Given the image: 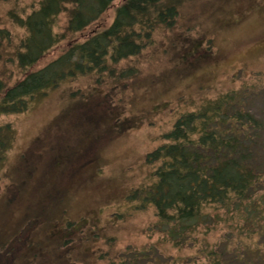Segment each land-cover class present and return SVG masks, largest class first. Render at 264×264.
<instances>
[{"label": "rangeland", "instance_id": "1", "mask_svg": "<svg viewBox=\"0 0 264 264\" xmlns=\"http://www.w3.org/2000/svg\"><path fill=\"white\" fill-rule=\"evenodd\" d=\"M40 1L0 0L7 87L74 39L67 35L34 66L18 69L26 31L16 18ZM113 14L107 11L108 23ZM66 20L58 17L56 33ZM110 68L62 82L24 113L0 115L16 134L0 168V264H111L150 247L149 264H201L191 246L175 249L153 233L152 206L138 211L128 198L153 181L147 156L181 115L243 86L264 89V0L189 1L176 25L159 28L138 56Z\"/></svg>", "mask_w": 264, "mask_h": 264}, {"label": "trees", "instance_id": "2", "mask_svg": "<svg viewBox=\"0 0 264 264\" xmlns=\"http://www.w3.org/2000/svg\"><path fill=\"white\" fill-rule=\"evenodd\" d=\"M189 1L41 0L26 18H16L26 31L15 57L18 69L34 66L67 35L74 39L56 59L13 86L0 79V115L24 113L62 82L106 74L138 56L159 28L177 24ZM61 14L67 20L59 34ZM258 100L264 102V89L243 86L181 115L166 143L147 156L155 165L153 181L128 198L135 210L152 206L153 233L175 249L191 246L201 264H264V104L256 110ZM15 136L10 124L0 125V168ZM217 230L225 232L209 241ZM150 248L129 251L111 264H149Z\"/></svg>", "mask_w": 264, "mask_h": 264}]
</instances>
